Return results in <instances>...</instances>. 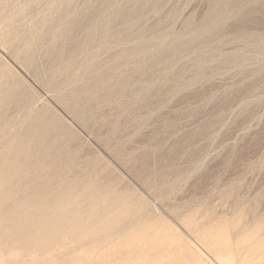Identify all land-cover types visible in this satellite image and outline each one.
Here are the masks:
<instances>
[{
  "label": "rangeland",
  "instance_id": "1",
  "mask_svg": "<svg viewBox=\"0 0 264 264\" xmlns=\"http://www.w3.org/2000/svg\"><path fill=\"white\" fill-rule=\"evenodd\" d=\"M0 102V159L44 115L42 188L121 215L34 250L7 220L0 264H264V0H0Z\"/></svg>",
  "mask_w": 264,
  "mask_h": 264
},
{
  "label": "bare ground",
  "instance_id": "2",
  "mask_svg": "<svg viewBox=\"0 0 264 264\" xmlns=\"http://www.w3.org/2000/svg\"><path fill=\"white\" fill-rule=\"evenodd\" d=\"M140 5V4H139ZM83 21V20H82ZM96 31V30H95ZM116 33V32H115ZM115 35V34H114ZM122 35V34H121ZM120 35V36H121ZM126 35V34H125ZM118 36V35H116ZM119 36V37H120ZM124 36V35H123ZM124 38V37H122ZM119 40V39H118ZM117 41V40H116ZM74 48V47H73ZM56 55V54H55ZM121 61V60H120ZM121 64V63H120ZM96 65V64H95ZM99 66V65H98ZM100 68V67H99ZM113 69V68H112ZM98 71V70H97ZM100 72V71H99ZM100 74V73H99ZM106 74V73H104ZM110 76V75H109ZM106 77V76H105ZM21 80V79H20ZM60 85V84H59ZM95 84H93L92 87H94ZM98 85V84H97ZM2 87V86H1ZM5 87V85H4ZM3 88V87H2ZM1 88V89H2ZM96 88V87H95ZM94 88V90H95ZM84 89V88H83ZM97 89V88H96ZM88 90H89V87H88ZM92 90V89H91ZM9 92V91H8ZM11 94L13 92H10ZM9 93V94H10ZM85 93V92H84ZM14 94V93H13ZM76 93H74L75 95ZM78 94V93H77ZM83 94V93H81ZM16 95V94H15ZM79 95V94H78ZM3 96V95H2ZM1 96V97H2ZM80 96V95H79ZM10 97H12V95H10ZM13 97H15L13 95ZM3 99V98H1ZM5 99V98H4ZM10 99V98H9ZM8 99V101H10ZM12 99V98H11ZM14 99V98H13ZM7 100V99H6ZM5 100V101H6ZM12 102V100H11ZM0 104H2L0 102ZM5 104V103H3ZM11 107V106H10ZM17 107V106H16ZM1 108L2 106L0 107V111H1ZM76 108V107H75ZM6 109V108H5ZM8 109V108H7ZM74 111V110H73ZM2 114V113H1ZM47 115V114H46ZM49 115V114H48ZM44 116V115H43ZM42 115L38 117V119L33 122V124H30L27 128H25L24 132L22 133L21 131V135H18L17 133H15V135L17 136V138H15L14 136V141L16 139L15 142V146H14V149L9 153V150L8 151H5V152H8L9 155L6 156L5 153L3 155V157L0 159V160H3L2 162L6 163L4 165H0V172H2L0 174V176L3 177V179L6 178V180L8 182L4 183L3 181H0V211L1 209L3 210L2 211V218H0V223H3V222H8V224L11 223L10 225V228L12 231L10 232H15L17 235H20V237L24 236V239L26 243H29L30 246L34 243L37 242L38 238L39 237H44L46 239H51L53 236L52 235H56L57 239L58 237L64 235V234H72V233H75L76 231V234L79 233L78 231H84L88 228H91L89 226H92V229L96 226V225H99L101 223H105L106 221L110 220V217L112 216V214H119L117 213L118 210L115 211V209L111 212V211H108L109 210V207L112 205V199L114 198H108L107 195L109 196V194L106 193L105 194H98L97 196L99 197V200H96L94 199L92 196L95 195V191L92 190V187L87 183V182H75L74 185L70 184L71 181L70 180H67L65 182V185L63 187H61L59 189L58 185H55L54 188L53 185L51 186V184L53 182H51V184L44 178V181L46 180L48 183L46 182H42V183H46L45 185V188H42L43 186H41V182L39 179H37L38 177V171H41L45 168H49L51 170V168L53 167H45L44 165V162L46 161V157L47 155L50 153L49 149L47 148V144L45 145L46 147H44L43 143L46 140V138L48 137V135L50 134V131H51V127L53 125H51L49 123V120L47 122V120H45V118L43 117ZM54 119V117H53ZM51 122V121H50ZM5 123V122H4ZM57 123V122H56ZM54 124V123H53ZM59 125V123H58ZM58 127V126H57ZM63 127V125L61 126ZM65 127V126H64ZM54 129L57 130L56 128H53V132H54ZM62 129V128H61ZM58 129V131H56L57 133V138H60L61 134H62V130ZM69 129V128H68ZM51 131V132H52ZM20 132V131H19ZM51 136V135H49ZM55 137V134L53 136L52 134V138ZM48 139V138H47ZM51 139V137H50ZM56 139V138H55ZM67 139V138H66ZM52 140V139H51ZM58 140V139H56ZM55 140V141H56ZM54 142V140H52ZM11 142V141H10ZM49 143H51L50 141H48ZM58 143V141H57ZM62 143V142H61ZM11 144V143H10ZM12 145V144H11ZM10 145V146H11ZM49 145V144H48ZM53 146V144H51ZM57 145V144H56ZM60 145V144H59ZM13 146V145H12ZM58 146V145H57ZM55 147V145H54ZM53 148V147H52ZM56 148V147H55ZM48 149V151H46ZM58 149V148H57ZM7 150V149H6ZM53 150V149H52ZM51 150V151H52ZM55 150V149H54ZM63 150V149H62ZM3 151V152H4ZM56 151V150H55ZM60 151V150H59ZM57 150V152H59ZM53 152V151H52ZM51 152V154H53ZM7 153V154H8ZM1 154V153H0ZM50 154V155H51ZM55 155V154H54ZM2 156V155H1ZM37 156H40L41 158H37ZM52 156V155H51ZM49 157V155H48ZM47 157V158H48ZM56 157V156H55ZM58 157V156H57ZM4 158L7 159V161L5 160L4 161ZM35 159H38L37 162H41L40 164H38L37 166L33 165L32 164V160ZM40 159V160H39ZM60 158H58L57 160L59 161ZM48 160V159H47ZM51 160V159H49ZM56 161V160H55ZM53 160V156H52V162H55ZM56 161V162H58ZM47 162V161H46ZM51 162V163H52ZM52 163V165H57L58 163ZM62 162V161H61ZM36 163V162H35ZM2 164V163H0ZM37 164V163H36ZM50 164V163H49ZM63 165V163H60ZM22 165V166H20ZM44 165V166H43ZM53 165V166H54ZM59 165V164H58ZM49 166V165H48ZM56 167V166H55ZM61 167V166H60ZM63 167V166H62ZM59 168V167H58ZM46 169V170H47ZM48 169V171H49ZM54 170V168H53ZM56 170V169H55ZM11 171V172H10ZM25 171H28V174L26 173L25 176H28L29 175V178L27 180H24L23 179V173ZM62 170H60L61 172ZM6 172V173H5ZM44 172V171H43ZM54 172V171H53ZM10 173L9 176L13 177H8V174ZM42 173V172H41ZM46 173V172H44ZM56 173V172H55ZM47 174V173H46ZM58 174V172L56 173ZM54 174V180L56 179L55 178V175ZM49 175V173H48ZM60 176V174H58ZM56 175V176H58ZM8 177V178H7ZM16 177V178H14ZM31 177V178H30ZM42 177V176H41ZM52 177V176H50ZM49 177V178H50ZM1 178V177H0ZM62 178V177H61ZM13 179V180H11ZM17 179V184H15L16 186H22L23 188L28 185V188H32L34 189L33 191L34 192H31L33 193L30 194L31 196H29V191L27 192L28 193V196H16V194H14L13 191L9 190L10 189V185L12 187V183H13V186L14 185V181ZM60 179V178H59ZM67 179V178H65ZM2 180V179H1ZM42 180V179H41ZM58 180V179H57ZM61 180V179H60ZM52 181V180H51ZM56 181V180H55ZM64 181V180H62ZM70 181V182H69ZM76 181L75 179L73 180V182ZM85 181V180H84ZM89 181V180H88ZM23 182V183H21ZM57 182V181H56ZM56 182H54L53 184H55ZM69 184H66L68 183ZM16 183V182H15ZM59 183L61 184V182L59 181ZM58 184V183H57ZM63 184V182H62ZM61 184V185H62ZM50 185V186H49ZM93 185V184H92ZM20 186L19 189H21L22 187ZM48 187L51 189H48ZM94 188V187H93ZM97 188V186H96ZM108 188V187H107ZM25 189V188H24ZM88 189H90L91 191H88ZM30 190V189H29ZM48 190H51V193L49 194L50 191ZM97 191H99L98 189H96ZM102 190V189H101ZM100 190V191H101ZM104 190V189H103ZM10 191V192H9ZM27 191V190H26ZM31 191V190H30ZM96 191V192H97ZM105 191V190H104ZM110 192V190H108ZM22 192H23V189H22ZM107 192V191H106ZM26 193V192H25ZM87 193V194H86ZM4 194V195H3ZM3 195V196H2ZM106 195V196H105ZM2 196V197H1ZM86 199V198H89V199H86V200H82V198ZM97 197V198H98ZM113 197V196H112ZM116 197V196H115ZM119 197V196H118ZM18 199V201L16 202L15 200ZM81 199L82 201L79 202L78 200ZM121 199V198H120ZM117 201H121L120 203H123L122 202V199L121 200H118V198H116L115 200V204L118 205L119 202ZM2 202V204H1ZM10 202H12L14 205L12 206V203H11V208H9V204ZM20 203V205H19ZM16 204H18L19 206H16ZM113 207V206H112ZM123 207V205H122ZM113 208H116L113 207ZM20 209V211H19ZM26 211H30L29 213L27 214H24L22 215L20 212L25 210ZM29 209V210H27ZM118 209V207L116 208ZM6 212H5V211ZM121 211L119 212H122V208H120ZM24 211V212H26ZM102 211V213H101ZM4 212V213H3ZM23 213V212H22ZM123 213V212H122ZM21 214V215H20ZM120 215V214H119ZM124 215V214H123ZM118 216V215H117ZM121 216V215H120ZM182 217V216H181ZM8 220V221H7ZM117 222V221H116ZM110 223V222H109ZM118 223V222H117ZM176 223V222H175ZM5 226L7 224L3 223ZM114 224V223H113ZM132 224V223H130ZM135 224V223H134ZM102 225V224H101ZM119 225V224H118ZM117 225V226H118ZM124 225V224H123ZM147 225V224H145ZM145 225L143 227H145ZM3 228L4 226L1 225ZM115 226V225H114ZM133 226V225H132ZM130 225V227H132ZM171 226V225H170ZM8 227V225H7ZM122 227V225H121ZM129 227V228H130ZM139 227V226H138ZM137 227V228H138ZM141 227V226H140ZM142 227V228H143ZM9 228V227H8ZM108 228V227H107ZM119 228V226H118ZM147 227H145L146 229ZM108 229H112V228H108ZM108 229H103L106 231V233H108ZM121 231L119 233H122V228H120ZM127 229V228H126ZM144 229V230H145ZM203 229V228H202ZM119 230V229H117ZM139 228L137 230H133V228L131 229V231L133 232H138ZM142 230V229H141ZM5 231V230H4ZM8 231V230H6ZM112 231V230H111ZM129 231V230H128ZM211 231V230H210ZM208 231V232H210ZM9 232V231H8ZM86 232V231H84ZM94 232V231H93ZM102 232V231H101ZM124 232V231H123ZM140 232V230H139ZM205 232V231H204ZM54 233V234H53ZM95 233V232H94ZM104 233V232H103ZM117 233V234H119ZM127 234L131 233V232H125ZM11 234V233H10ZM87 234V233H86ZM97 234V233H96ZM110 235L111 232L109 233ZM124 236V239L128 236H130V234L127 236ZM135 237H133L132 233V237H130L131 239L132 238H136V234L133 233ZM144 234V233H143ZM13 235V233H12ZM11 235V236H12ZM17 235L14 234V236L16 237ZM120 236L119 237H123L124 233L119 234ZM139 235V234H138ZM7 236V235H6ZM66 236V235H65ZM19 237V236H17ZM55 237V236H54ZM107 237V236H106ZM113 236H111L112 238ZM139 237H143V236H139ZM13 238V237H12ZM64 238V236H63ZM61 238V239H63ZM70 238V237H69ZM129 238V237H128ZM2 239V238H1ZM9 239V237H8ZM11 239V238H10ZM17 241L19 240V238H15ZM130 239V241H131ZM140 238H138L137 240L139 241ZM143 239V238H142ZM12 240V239H11ZM22 240V239H21ZM60 240V239H59ZM59 240H56L58 242H60ZM100 240V238H99ZM122 240V239H121ZM135 241L134 239H132V242L135 241V242H138V241ZM69 241V240H67ZM141 241V239H140ZM139 241V242H140ZM145 241V239H144ZM143 241V242H144ZM23 241V243H25ZM57 242V243H58ZM32 243V244H31ZM49 243V242H48ZM129 243V242H128ZM147 243V241H146ZM28 244V245H29ZM46 244V243H45ZM43 244V245H45ZM61 244V243H60ZM133 245L135 243H132ZM139 244V243H137ZM142 244V242H141ZM19 245V243H18ZM17 245V246H18ZM27 245V247H28ZM59 245V244H58ZM140 245V244H139ZM138 245V246H139ZM26 246V244H25ZM29 246V247H30ZM34 246V245H33ZM39 246V245H38ZM67 246V245H66ZM44 247V246H42ZM58 247V246H57ZM137 247V246H136ZM21 248V247H19ZM31 248L34 250V248L31 246ZM115 248V247H114ZM125 248V247H124ZM9 249V248H8ZM29 249V248H28ZM31 249V250H32ZM144 249V248H143ZM146 249V248H145ZM39 250V249H38ZM41 250V249H40ZM14 251V250H13ZM26 251V250H25ZM43 251V250H42ZM132 251V250H131ZM15 252V251H14ZM13 252V253H14ZM46 252V251H45ZM134 252V251H133ZM143 252V251H141ZM146 251H144L145 253ZM20 254V253H18ZM43 254V253H42ZM139 256L142 257L141 254H138ZM132 257V256H131ZM4 258V256H0V260H2ZM137 258V257H136ZM140 258V257H139ZM137 258V259H139ZM135 259V258H134ZM141 260V258H140ZM148 260V259H147ZM135 261V260H134ZM156 261V260H155ZM132 262V261H131ZM135 264V263H134Z\"/></svg>",
  "mask_w": 264,
  "mask_h": 264
}]
</instances>
